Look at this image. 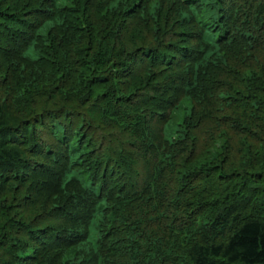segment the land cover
Returning a JSON list of instances; mask_svg holds the SVG:
<instances>
[{
    "label": "trees",
    "instance_id": "trees-1",
    "mask_svg": "<svg viewBox=\"0 0 264 264\" xmlns=\"http://www.w3.org/2000/svg\"><path fill=\"white\" fill-rule=\"evenodd\" d=\"M0 264H264V0H0Z\"/></svg>",
    "mask_w": 264,
    "mask_h": 264
}]
</instances>
